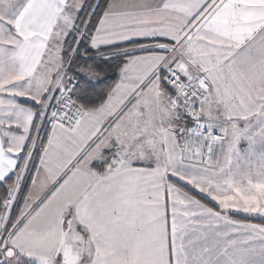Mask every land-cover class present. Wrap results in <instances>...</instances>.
Wrapping results in <instances>:
<instances>
[{"label":"snow or ice","instance_id":"1","mask_svg":"<svg viewBox=\"0 0 264 264\" xmlns=\"http://www.w3.org/2000/svg\"><path fill=\"white\" fill-rule=\"evenodd\" d=\"M0 264H264V0H0Z\"/></svg>","mask_w":264,"mask_h":264}]
</instances>
